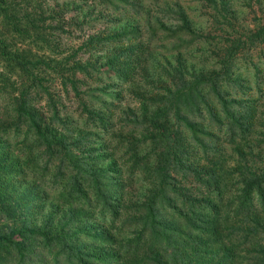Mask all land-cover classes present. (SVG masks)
I'll use <instances>...</instances> for the list:
<instances>
[{"label":"trees","instance_id":"16d2710c","mask_svg":"<svg viewBox=\"0 0 264 264\" xmlns=\"http://www.w3.org/2000/svg\"><path fill=\"white\" fill-rule=\"evenodd\" d=\"M199 1L230 23L226 0ZM167 9L174 20L155 17L146 42L127 22L101 38L109 53L80 61L10 48L8 23L21 38L35 24L0 0L1 93L15 76L0 104V264H264V111L248 54L264 55V24L200 48L207 32L181 5ZM158 28L163 53L145 57ZM241 63L255 72L252 86ZM91 71L109 85L120 78L134 106L120 104L121 89L113 101L83 98L78 75Z\"/></svg>","mask_w":264,"mask_h":264},{"label":"rangeland","instance_id":"374dc122","mask_svg":"<svg viewBox=\"0 0 264 264\" xmlns=\"http://www.w3.org/2000/svg\"><path fill=\"white\" fill-rule=\"evenodd\" d=\"M226 1L229 10L226 17L230 21L229 24L216 13L217 11L214 10L213 6L199 0H136L140 5V9L136 13L128 6L124 9L122 7L119 9H105L99 0H6L16 10L20 11L28 22L32 20L35 25L34 27L28 25L30 30L29 37L21 38V36H17L11 29V23L6 25L8 31L5 33L10 48L17 47L23 49L26 55L32 58L47 57L50 59L67 57V60L74 58L80 61H92L101 57L102 54L109 53L113 49L110 43L103 41L101 38L113 31H120L123 24L127 22L138 26L142 33L141 41L146 42V36H148L146 26L150 24L154 26L155 17L160 18L166 24L174 20L173 15L167 9V6H171L174 3L184 8L194 28L207 32V41L209 43H203V45L201 43L200 48L214 47L216 43H222V39L227 34L237 36L247 33L248 30L253 29L257 25L264 24V0ZM217 7H219V0H217ZM160 31L161 29L158 28L156 34L150 36L147 50L144 52L145 57H148V51H151L152 57L154 52L155 54L163 53L156 46V37L160 36ZM222 31H225V33H222ZM89 38L97 40L94 42L93 48H88L87 40ZM73 52L75 54L69 57ZM262 53L263 51L260 52L258 48H250L248 51L251 59L260 68V72L257 75L260 81V90L256 94H262L259 105L261 110L264 111V55H260ZM183 54L187 63H193L197 58L196 54L190 55L184 52ZM245 56L244 52L239 53L237 55L238 62H242V58H245ZM241 64L239 70L243 71L244 76L252 86L254 84L255 72L250 64ZM1 70L3 68L0 61ZM97 72L91 71L87 76L78 75L81 80L79 90L83 93V98L85 96L84 92H89L93 96L99 95L103 99L113 101L115 100L113 96L115 91L121 89L125 96L121 99L120 104L124 105L128 102L129 106H134L135 102L130 94V90H127L126 84L120 78L116 80L113 77L110 82L114 84L109 85L108 81L104 78L105 76H100ZM42 74L48 77L47 81L50 86L56 87L57 80L52 77L51 71H45ZM9 75V80L5 81L7 84L4 87L5 92H0V104L7 102L8 92L6 91L14 88L12 85L10 86V83H13L15 76L13 74ZM101 86L105 88H101ZM43 101L44 98L40 99L38 97L35 99L36 104H42ZM65 106L73 118L77 116V101L71 98L70 93H68L65 100ZM261 130L264 131V127Z\"/></svg>","mask_w":264,"mask_h":264}]
</instances>
